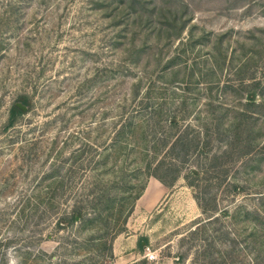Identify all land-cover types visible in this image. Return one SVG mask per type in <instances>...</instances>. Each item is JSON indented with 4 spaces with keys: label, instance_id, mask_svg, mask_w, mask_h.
Listing matches in <instances>:
<instances>
[{
    "label": "rangeland",
    "instance_id": "rangeland-1",
    "mask_svg": "<svg viewBox=\"0 0 264 264\" xmlns=\"http://www.w3.org/2000/svg\"><path fill=\"white\" fill-rule=\"evenodd\" d=\"M142 259L264 264V0H0V264Z\"/></svg>",
    "mask_w": 264,
    "mask_h": 264
},
{
    "label": "trees",
    "instance_id": "trees-1",
    "mask_svg": "<svg viewBox=\"0 0 264 264\" xmlns=\"http://www.w3.org/2000/svg\"><path fill=\"white\" fill-rule=\"evenodd\" d=\"M116 2L120 3L121 0H116ZM120 6V5H119ZM22 103H25L24 100H20ZM9 113L10 116H13L16 111L21 110L20 107L18 105H16L15 102L11 103V105L9 106ZM168 124L171 125L172 123H174V121L172 119H168L167 120ZM185 130H183V132H180L176 135V137H174L172 139V141L168 144L167 148H166V153L170 154L169 156H171L173 158V160H178V161H183V159L188 156V148L189 145H186L185 140L189 139V141L194 142V147L197 146L198 141H194V137L195 134L190 135V137L186 138V133H184ZM188 143V142H187ZM187 158V157H186ZM172 163H168V165H166L162 160H157L156 164H155V168H157L158 166H161V168L166 169L169 168V166ZM166 167V168H165ZM155 174V173H154ZM175 176V175H174ZM157 177L163 181L164 183L169 184L171 180H169V182H166L165 179L159 175H157ZM139 242V241H138ZM140 243V242H139ZM140 245V244H139ZM144 263V259L141 260V264Z\"/></svg>",
    "mask_w": 264,
    "mask_h": 264
},
{
    "label": "built area",
    "instance_id": "built-area-1",
    "mask_svg": "<svg viewBox=\"0 0 264 264\" xmlns=\"http://www.w3.org/2000/svg\"><path fill=\"white\" fill-rule=\"evenodd\" d=\"M142 256L146 257L147 259L154 260L156 258V253L151 251V250H149L148 247H147Z\"/></svg>",
    "mask_w": 264,
    "mask_h": 264
},
{
    "label": "crops",
    "instance_id": "crops-1",
    "mask_svg": "<svg viewBox=\"0 0 264 264\" xmlns=\"http://www.w3.org/2000/svg\"><path fill=\"white\" fill-rule=\"evenodd\" d=\"M143 253H144L143 251H142V252L140 251V252L138 253V256H139V257H143V256H142ZM139 257H138V258H139Z\"/></svg>",
    "mask_w": 264,
    "mask_h": 264
},
{
    "label": "water",
    "instance_id": "water-1",
    "mask_svg": "<svg viewBox=\"0 0 264 264\" xmlns=\"http://www.w3.org/2000/svg\"><path fill=\"white\" fill-rule=\"evenodd\" d=\"M16 105H18L19 107H23V104H21L20 102H15Z\"/></svg>",
    "mask_w": 264,
    "mask_h": 264
}]
</instances>
